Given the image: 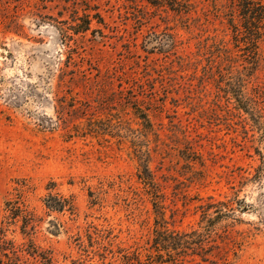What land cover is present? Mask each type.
Returning <instances> with one entry per match:
<instances>
[{"label":"rangeland","instance_id":"obj_1","mask_svg":"<svg viewBox=\"0 0 264 264\" xmlns=\"http://www.w3.org/2000/svg\"><path fill=\"white\" fill-rule=\"evenodd\" d=\"M21 183L55 264H264V0H0V220Z\"/></svg>","mask_w":264,"mask_h":264},{"label":"trees","instance_id":"obj_2","mask_svg":"<svg viewBox=\"0 0 264 264\" xmlns=\"http://www.w3.org/2000/svg\"><path fill=\"white\" fill-rule=\"evenodd\" d=\"M96 18L99 24L103 22L99 15H96ZM89 27L90 21L87 20L83 28H81L80 33L88 31ZM135 110L139 118L146 124H149L147 115L138 108ZM139 180H142L151 188L155 187L152 174L147 165H144ZM55 188V183L51 182L47 185L45 189L47 194L41 199L43 209L50 214L56 213L64 215L68 213L71 216L74 215L75 208L72 200L65 198L60 193H53ZM31 192L32 191H30L26 183H21L19 188L15 189L13 198L5 203L4 215L0 220V264H55L52 252L36 247L31 240V236L35 233L38 221L35 211L30 210L29 206L26 204L27 195ZM17 225H20V232L25 240L22 243H16L6 237L9 228ZM166 232L167 231L157 234V238H155L154 241L156 249L158 246L162 249H166L164 246L168 243H171L173 251L178 249V246H183V248L187 249L184 245L189 243L183 242L177 238L174 242H168V239L172 240L173 237L169 236V233ZM186 236L187 235L184 237ZM196 246H198L197 249L199 251L203 252L205 250L202 244Z\"/></svg>","mask_w":264,"mask_h":264}]
</instances>
